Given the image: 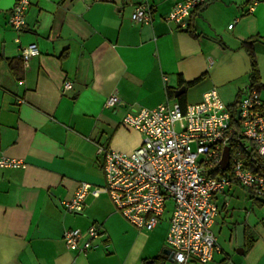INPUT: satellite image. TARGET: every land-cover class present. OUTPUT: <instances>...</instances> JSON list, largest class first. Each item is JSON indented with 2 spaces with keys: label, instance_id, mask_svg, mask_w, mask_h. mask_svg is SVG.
<instances>
[{
  "label": "crops",
  "instance_id": "1",
  "mask_svg": "<svg viewBox=\"0 0 264 264\" xmlns=\"http://www.w3.org/2000/svg\"><path fill=\"white\" fill-rule=\"evenodd\" d=\"M15 1L0 0V156L25 168L0 170V264H174L164 253L167 210L145 231L105 194L86 196L80 214L60 204L80 183L104 185L99 148L130 154L140 145L141 135L122 125L127 113L197 104L210 90L227 107L238 103L250 86L246 48L264 103V0H213L193 10L188 30L166 20L185 0H29L20 33L8 24ZM137 5L150 9L149 24L131 20ZM31 44L39 54L24 64L19 48ZM112 95L120 103L106 108ZM213 203L220 251L207 264H264V197L233 182ZM92 226L101 232L94 249L65 248L66 231Z\"/></svg>",
  "mask_w": 264,
  "mask_h": 264
},
{
  "label": "built area",
  "instance_id": "2",
  "mask_svg": "<svg viewBox=\"0 0 264 264\" xmlns=\"http://www.w3.org/2000/svg\"><path fill=\"white\" fill-rule=\"evenodd\" d=\"M213 0H185L168 14L166 20L178 29H187L193 10ZM253 5L255 2L252 3ZM29 0H16L8 24L16 33L26 27L25 15ZM137 24H149L151 11L137 5L131 14ZM232 25L228 26L231 29ZM24 64L38 56L35 44L19 48ZM63 90H71L64 82ZM120 103L110 96L106 108ZM259 91L246 87L237 103V120L231 121L228 107L215 90L208 91L200 103L181 106L164 102L153 109L127 113L122 125L141 135L140 145L130 154L99 148L102 156L104 185L93 187L80 183L69 200L61 207L69 213L80 214L84 199L90 195L108 196L116 211L135 229L152 231L172 204L166 244L174 264L209 263L220 251L211 226L217 215L213 197L233 182L247 189L255 197H264V176L245 169L237 153L230 154L225 171L221 169L222 153L239 134L245 151L264 163V113ZM181 127L179 128V126ZM21 160L0 156L1 169H23ZM225 172L224 175H220ZM101 232L92 226L86 231L68 230L62 241L69 251L87 252L94 249L93 241Z\"/></svg>",
  "mask_w": 264,
  "mask_h": 264
},
{
  "label": "trees",
  "instance_id": "3",
  "mask_svg": "<svg viewBox=\"0 0 264 264\" xmlns=\"http://www.w3.org/2000/svg\"><path fill=\"white\" fill-rule=\"evenodd\" d=\"M188 28H189V25L186 30H188ZM246 53H247V56L250 62V86L257 89L258 83H259V77L257 74V68H256L254 55H253V52L249 48L248 49L246 48ZM202 78L203 77H200L190 83H187V85L188 86L194 85L195 83L199 82ZM180 84H182V82H180ZM167 93H168L167 96L169 98L173 97L172 92L168 91ZM178 101H181V99L179 98ZM181 106L183 105L181 104ZM228 110L231 115V121L234 124L239 125V121L237 120V102L233 104L232 106H229ZM244 144L245 142L239 137V134H236V136L233 138V140L231 141L229 145L230 154L232 155L233 153H237L239 157L241 158V160L243 161L245 169L251 171L252 173H257L261 176H264V163H262L259 159H256V157L254 156V154H252L251 151H245ZM224 174L225 172L220 173V175H224Z\"/></svg>",
  "mask_w": 264,
  "mask_h": 264
},
{
  "label": "water",
  "instance_id": "4",
  "mask_svg": "<svg viewBox=\"0 0 264 264\" xmlns=\"http://www.w3.org/2000/svg\"><path fill=\"white\" fill-rule=\"evenodd\" d=\"M185 87H181L180 89L176 90L174 92V97L177 98L180 96L182 93H184ZM229 147H225L223 149L222 153V162H221V169L223 171L226 170L228 163H229ZM236 246H237V253L242 254L243 253V246H244V230L242 227L237 226L236 228ZM165 255H168V257L171 258V252L170 251H165Z\"/></svg>",
  "mask_w": 264,
  "mask_h": 264
},
{
  "label": "rangeland",
  "instance_id": "5",
  "mask_svg": "<svg viewBox=\"0 0 264 264\" xmlns=\"http://www.w3.org/2000/svg\"><path fill=\"white\" fill-rule=\"evenodd\" d=\"M180 127H181V125L179 126V128ZM166 210H167V212L164 214V216L162 218L164 222H166V220H168L169 217L171 216L172 206H170V204H167V209ZM212 231L214 232V229Z\"/></svg>",
  "mask_w": 264,
  "mask_h": 264
}]
</instances>
